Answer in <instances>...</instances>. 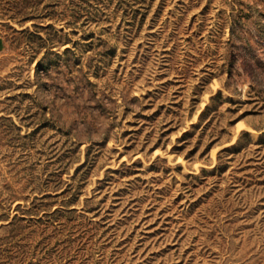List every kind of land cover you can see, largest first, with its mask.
<instances>
[{"label": "rangeland", "instance_id": "1", "mask_svg": "<svg viewBox=\"0 0 264 264\" xmlns=\"http://www.w3.org/2000/svg\"><path fill=\"white\" fill-rule=\"evenodd\" d=\"M0 264H264V0H0Z\"/></svg>", "mask_w": 264, "mask_h": 264}]
</instances>
